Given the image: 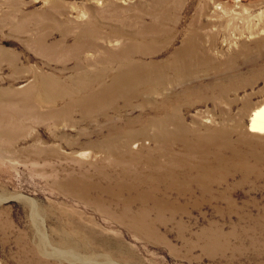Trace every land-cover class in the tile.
I'll use <instances>...</instances> for the list:
<instances>
[{
  "label": "rangeland",
  "instance_id": "1",
  "mask_svg": "<svg viewBox=\"0 0 264 264\" xmlns=\"http://www.w3.org/2000/svg\"><path fill=\"white\" fill-rule=\"evenodd\" d=\"M262 98L264 0H0V264H264Z\"/></svg>",
  "mask_w": 264,
  "mask_h": 264
},
{
  "label": "bare ground",
  "instance_id": "2",
  "mask_svg": "<svg viewBox=\"0 0 264 264\" xmlns=\"http://www.w3.org/2000/svg\"><path fill=\"white\" fill-rule=\"evenodd\" d=\"M144 74L145 75H141L140 77H138L137 80L138 81H152V78H150L146 73ZM157 76L158 74H156V79H157ZM90 99L91 97L88 100L90 101ZM88 104L94 105L91 102H89ZM245 110L246 111H245V115L243 118V127L245 128V132L251 136L264 137V98H262L261 100H259L253 105H250V106L245 105ZM197 135L200 136V134H197ZM204 135L211 136L209 132ZM208 140L209 139H207L206 142ZM71 251H69V253Z\"/></svg>",
  "mask_w": 264,
  "mask_h": 264
}]
</instances>
